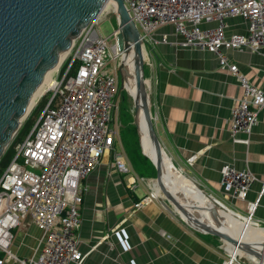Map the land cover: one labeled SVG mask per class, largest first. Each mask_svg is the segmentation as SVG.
<instances>
[{"label":"built area","instance_id":"built-area-1","mask_svg":"<svg viewBox=\"0 0 264 264\" xmlns=\"http://www.w3.org/2000/svg\"><path fill=\"white\" fill-rule=\"evenodd\" d=\"M123 2L143 38L144 51L160 42L167 43L165 36L157 41L154 35L170 26L181 38L177 46L213 54L219 67L237 79L241 95L231 110L229 130L232 135H249L259 112L264 110V91L240 74L228 53H257L264 49V0ZM231 18L246 23L245 35H226L227 20ZM94 24L80 41L74 42L62 61L66 68L55 93L28 135L14 147L15 155L0 176V264L83 262L84 255L78 249L80 209L86 191L83 182L119 139L115 119L120 59L115 42L117 31L107 38L92 39ZM208 24L214 26L202 28ZM191 161L193 158L188 160ZM111 166L119 174H131L122 154H113ZM220 175L223 191L239 201H246L257 181L249 171L229 166L223 167ZM263 193L264 182L256 200L247 204L244 217L253 226L261 223L255 219V213ZM158 196L154 191L142 203ZM27 222L42 233L43 239L36 256L19 258L11 252L13 231ZM221 264L260 263L229 248Z\"/></svg>","mask_w":264,"mask_h":264},{"label":"crops","instance_id":"crops-1","mask_svg":"<svg viewBox=\"0 0 264 264\" xmlns=\"http://www.w3.org/2000/svg\"><path fill=\"white\" fill-rule=\"evenodd\" d=\"M225 32L245 35L246 23L228 19ZM163 36L167 43L144 51V78L163 151L201 192L225 211L244 217L247 204L256 200L264 182V110L249 135H232L231 110L241 95L237 79L219 67L213 54L177 46L181 38L170 26L158 30L154 39L160 41ZM228 56L241 75L264 91V49ZM114 153L124 154L118 142L83 182L86 191L78 231L82 264H221L229 248L189 228L160 195L142 203L152 192L158 193L155 177L139 178L129 163V176L117 173L111 166ZM225 166L249 171L257 179L246 201L223 191L220 172ZM182 192L185 200L177 198L185 207H202L187 189ZM255 218L264 222V193ZM42 239V233L27 222L15 231L11 252L19 258L36 256Z\"/></svg>","mask_w":264,"mask_h":264},{"label":"water","instance_id":"water-1","mask_svg":"<svg viewBox=\"0 0 264 264\" xmlns=\"http://www.w3.org/2000/svg\"><path fill=\"white\" fill-rule=\"evenodd\" d=\"M107 2H112L115 7V42L120 54L119 90L129 95L124 86L128 74L125 60L131 55L136 91L135 96L131 97L132 124L138 134L142 155L154 166V183L159 195L192 230L212 236L228 248L240 250L245 256L264 264V256L250 244L241 243L221 230L203 223L192 212L207 208L193 204L185 207L178 196L166 187L164 170L167 162L173 168L174 166L163 151L153 123L144 78L143 38L131 20L123 0H0V157L29 115L33 95L46 74L59 65L60 56L70 51L82 32L99 19ZM94 36L96 37L95 34ZM140 115L154 150V159L143 152ZM182 177L187 178L183 174ZM199 193L211 205L207 210L217 221L220 205L200 190Z\"/></svg>","mask_w":264,"mask_h":264},{"label":"bare ground","instance_id":"bare-ground-1","mask_svg":"<svg viewBox=\"0 0 264 264\" xmlns=\"http://www.w3.org/2000/svg\"><path fill=\"white\" fill-rule=\"evenodd\" d=\"M108 5H112L114 7V4L112 2H107L104 9L107 8ZM66 53H63L60 56L59 65L56 68L50 70L46 74L42 84L35 91L32 101L30 103V108H29L30 110H32V108L34 107L35 103L37 102L39 98H41L45 93L52 91L57 87V83L53 78H51V75L60 66L62 59H64ZM125 64H126L128 74L125 78L124 86L127 92L129 93L130 97L133 98L135 96L136 91H135V84H134V78H133V62H132L131 55H128L126 57ZM139 126L141 129V142H142L143 152L148 157L154 159L155 158L154 150L151 145V142L147 138V135L145 132V125H144L141 115L139 116ZM174 168L171 166L169 162H167V166L165 167V170H164L166 187L170 189L171 192H174L176 196H178V198L182 201L185 200V198L181 196L183 193L182 191L183 189H187L189 191L188 195L189 196L191 195V197L194 196L193 201H198L199 203H202L204 205V208L208 209V207H210L211 205L208 203V201L205 198H202L201 194L199 193V190L193 184V182L187 178L184 179L182 177V174L179 173L176 168L174 170ZM207 209H202L200 211H193V214H197V216L200 217V221H202L203 223L208 224L211 227H214L218 230H221L222 232L233 237L237 241L241 243L250 244L252 247L255 248L256 251L261 252V254L264 256V231H263L264 227L250 226L248 225V222L246 221V219L248 220L247 217H243L240 215L238 216L233 215L228 210H226L227 211L226 212L221 207L219 208V210H217V214L219 217H218V220L215 221L211 217ZM248 221L251 222L250 220ZM261 223H264V222H261Z\"/></svg>","mask_w":264,"mask_h":264},{"label":"trees","instance_id":"trees-1","mask_svg":"<svg viewBox=\"0 0 264 264\" xmlns=\"http://www.w3.org/2000/svg\"><path fill=\"white\" fill-rule=\"evenodd\" d=\"M77 65L78 63L75 64V67L71 72H74ZM65 68L66 65L62 67L61 73L64 72ZM145 75L146 74L144 72V76ZM117 101H119L118 121L121 123L123 128L119 132V139L115 141L114 145L117 142L120 144L123 153L126 155L129 165L139 178L153 179L155 177L154 166L146 157L141 154L138 134L134 125L132 124L133 107L128 104L127 96L124 91L119 90ZM47 102L48 100L46 98L42 99L39 105L31 111L0 157V176L15 155L14 147L28 135Z\"/></svg>","mask_w":264,"mask_h":264},{"label":"rangeland","instance_id":"rangeland-1","mask_svg":"<svg viewBox=\"0 0 264 264\" xmlns=\"http://www.w3.org/2000/svg\"><path fill=\"white\" fill-rule=\"evenodd\" d=\"M88 27L82 32V34L77 38L76 41H80L81 40L82 36L85 35V32L87 31ZM92 30H93L92 35H91L92 36V39H93V37H95L94 34L96 35V37H105V38H107L108 36H110V34H112V33H114V32L117 31V22H116V17H115V14H114V7L112 5H108L107 8H105L103 10V13L99 17V19L95 22ZM73 53H74V51L71 52V55H73ZM67 55H68V52L65 54V57H64V59H62V61L65 60V58H66ZM61 64H62V62H61ZM61 64L57 68V70L55 72H53L52 75H51V78H53L56 81V83H58L60 81V78L62 76V73H61L62 65ZM55 91H56V88L54 90H52V91H49V92L45 93L41 98H39L37 100V102L35 103V105L32 108V110L35 109L36 106H38L39 103L41 102V100L44 99V98H46L48 100V102H49V100L52 98V96L55 93ZM125 94L127 96V102H128V104L131 107H133L132 106V99H131V97L126 92H125ZM117 105H118V109H117V112L115 114V119H116V127L119 130V132H120L122 130L123 126L118 121V119H119V101H118V104ZM123 156H124L125 160L127 161L126 155L123 154ZM127 163H129V162L127 161ZM200 204L202 206H204L202 203H200ZM259 226L264 227V223H260ZM13 233H15V230L13 231Z\"/></svg>","mask_w":264,"mask_h":264}]
</instances>
